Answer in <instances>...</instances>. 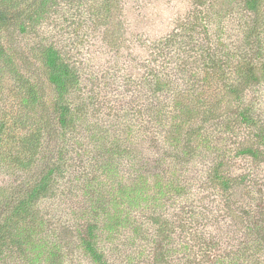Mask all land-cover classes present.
<instances>
[{
	"label": "trees",
	"instance_id": "trees-1",
	"mask_svg": "<svg viewBox=\"0 0 264 264\" xmlns=\"http://www.w3.org/2000/svg\"><path fill=\"white\" fill-rule=\"evenodd\" d=\"M58 1L0 0V264L63 262L61 239L49 234L48 214L40 209L55 197L74 168L69 149L78 143L72 134L75 130L79 133L70 95L80 87V71L70 61V54L62 53L37 33L43 17ZM112 1L103 0L99 11L113 20L117 5L114 8ZM233 6L243 14L236 17L234 26L239 46L230 47L224 30L212 34L199 24V17L193 16L194 23L189 26L193 38L177 33L161 38L154 46L157 57L151 60L157 68L138 79L140 88L145 89L142 97L146 103L153 102L163 113L167 107L164 98L171 97L170 102L178 104V97L184 94L177 91L178 77H172L170 70L183 75L198 66L202 69L200 81L208 82L217 75L227 83L223 99L226 140L201 173L206 190L217 193L220 199V221L225 219L236 226L234 231L240 235V240L235 238L237 247L227 253L220 251V235H215L217 230L205 216L202 218L210 227L202 226L191 210H179L177 223L173 214L163 213L167 199L172 201L170 209L179 199L184 204L181 198L186 185H175L171 179L162 182L158 173L142 186L135 179L116 177L120 180L117 190L98 192L91 181L94 177L80 188L82 208L75 219L79 227L74 234L76 246L91 264H264V194L259 193L264 181H259L252 168L264 165V112L255 118L256 96L251 103L245 101L253 89H264V0H234ZM231 12L223 14L228 21H233L236 13ZM199 28L205 29L200 33ZM113 31L104 35L109 46L117 50L121 41L116 35L120 34ZM194 78L190 76L185 82L194 84ZM216 112H206L207 120H215ZM187 132L182 144L184 156L191 155L193 141L208 148L210 138H195ZM241 135L244 139L238 141ZM172 141L176 140H167ZM51 142L57 147L52 155L51 150L46 153ZM241 157L248 160L242 171L237 168ZM121 164L127 166L126 172L132 171L127 162ZM155 190L151 209L156 213L152 212L146 228H142L131 211L148 203L144 195ZM178 233H193L198 238L191 246H180L173 243ZM106 252L116 260L110 262Z\"/></svg>",
	"mask_w": 264,
	"mask_h": 264
},
{
	"label": "rangeland",
	"instance_id": "rangeland-1",
	"mask_svg": "<svg viewBox=\"0 0 264 264\" xmlns=\"http://www.w3.org/2000/svg\"><path fill=\"white\" fill-rule=\"evenodd\" d=\"M59 1L52 10L47 11L37 33L62 53L70 54V61L80 71V87L70 95L79 132L75 130L72 134L71 138H78V143L69 149L75 165L69 170L55 197L45 201L40 208L42 213L48 214L46 222H49V234L61 239L58 243L63 249L62 264H91L76 246L74 234L79 227L75 219L82 208L79 199L83 191L80 188L94 177L91 181L98 192L117 190L120 180L116 177L135 179L142 186L158 173L162 182L171 179L175 185H186V194L181 198L184 204L179 199L170 209L172 201L167 199L166 212L158 211L173 214L177 223L179 210H191L193 217L200 218L202 226L217 230L215 235H220L223 244L220 251L227 253L231 247L235 249V238L240 240V235L234 231L236 226L225 219L220 221L223 216L220 199L217 193L206 190L201 173L206 169V164L212 162L219 145L226 140L223 125L226 104L223 99L227 96L224 88L227 83L217 75H213L208 82L200 81L202 69L198 66L188 69L183 75L170 70L172 77H178L177 91H184V94L178 97V104L170 102L171 97L164 98L167 107L163 113L153 102L146 103L142 97L145 89L140 88L138 79L142 78L141 75L145 77L150 69L157 68V64L151 60L157 57L154 46L161 38L176 33L193 38V31L189 29L194 23L191 22L193 16L199 17V24L207 26L212 34L215 30H224L230 47L239 46V33L234 26L236 17L243 14L239 9H233L234 0H205L200 5L194 3L197 0H114V8L117 6L112 12H117L118 16L115 15L113 20L105 17V12L99 11L103 0ZM202 9L205 12L202 13ZM230 10L231 13L236 12L233 21L223 17L225 11ZM247 22L249 24L250 21ZM113 29L120 34L116 35L121 41L117 50L109 46L104 35L111 34ZM204 29L197 31L202 33ZM199 39L205 40L201 35ZM203 40L200 42L204 43ZM187 44L190 46V43ZM176 61L178 65L179 61ZM190 76L195 77L194 84L185 82ZM254 90L248 93L245 101L246 104L251 103L253 96H256V118L264 112V89L258 88L261 92ZM210 109L217 111L216 119L208 121L205 114ZM187 131L193 133L195 138H210L208 148L198 147L193 141L191 155L184 156L182 144ZM243 139L241 135L238 141ZM167 140L176 141L168 143ZM49 144L51 147L46 148V153L51 150L52 155L57 147L52 142ZM122 161L133 166L132 171L126 172L128 168L121 164ZM246 165L247 159L241 157L237 160L238 170L242 171ZM252 168L257 172L259 181H264V165H254ZM259 191L264 194V185ZM153 196L156 197V190L153 193L147 191L144 197L148 203L144 202L131 211L133 218L141 222L138 224L142 228H146L150 215L155 212V208L151 209ZM214 217L219 218L216 221ZM125 232L127 234V230ZM197 238L193 233H178L173 243L191 246ZM100 247L104 249L103 245ZM106 255L110 262L116 260L108 252Z\"/></svg>",
	"mask_w": 264,
	"mask_h": 264
}]
</instances>
